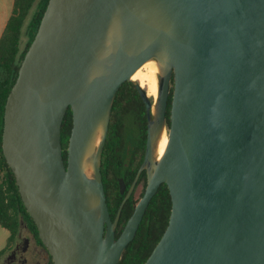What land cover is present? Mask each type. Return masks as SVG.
Masks as SVG:
<instances>
[{
	"label": "water",
	"instance_id": "water-1",
	"mask_svg": "<svg viewBox=\"0 0 264 264\" xmlns=\"http://www.w3.org/2000/svg\"><path fill=\"white\" fill-rule=\"evenodd\" d=\"M149 60L148 182L115 237L126 198L112 220L102 150L123 82L150 108L131 79ZM1 148L52 264H117L161 183L169 219L144 264H264V0H48L6 98Z\"/></svg>",
	"mask_w": 264,
	"mask_h": 264
},
{
	"label": "trees",
	"instance_id": "trees-1",
	"mask_svg": "<svg viewBox=\"0 0 264 264\" xmlns=\"http://www.w3.org/2000/svg\"><path fill=\"white\" fill-rule=\"evenodd\" d=\"M47 3L48 0H14L10 16L0 37V226L9 231L7 243L5 248L0 251V255H2L14 241L19 232L21 223H25L28 228L33 231L37 239L40 240L35 223L28 214L20 198L15 176L3 156L1 143L6 98L17 77L20 62L37 31ZM33 7L34 10L31 13ZM28 15L30 17L27 21L25 30L27 40L25 46L21 49L20 37ZM127 89H129V84L124 82L116 93L110 115L107 140L111 134V129H113L112 126L116 114L124 104L123 100ZM71 127L72 111L68 108L61 125V143L64 147L67 145ZM66 154L67 150H64L63 158L65 162ZM103 166L104 165H102V168ZM103 185L108 201L107 207L110 212V217L113 219L120 205L122 196L117 193V189H115L117 184L115 182V187L111 179H104ZM133 204L132 201H128L124 204L120 214L116 237L120 234L123 225L131 214ZM170 208V194L166 184L163 183L158 187V190L151 198L133 239L125 247L121 259L117 264H144L166 228ZM49 264H52V261H50Z\"/></svg>",
	"mask_w": 264,
	"mask_h": 264
},
{
	"label": "flooded vegetation",
	"instance_id": "flooded-vegetation-1",
	"mask_svg": "<svg viewBox=\"0 0 264 264\" xmlns=\"http://www.w3.org/2000/svg\"><path fill=\"white\" fill-rule=\"evenodd\" d=\"M125 82L129 84V89L125 91V98L123 100L124 104L122 108L119 110V112L116 114L115 121L113 122L114 124L112 126L113 129H111V134L109 136V139L107 140L108 131H109V124H108L107 136L102 150L100 170L102 175V182L104 179L105 180L111 179L115 187H116L115 185L116 182L117 187L115 189H117V193L122 196L121 201L124 198H126L124 204L128 201H132L134 203L132 207L133 208L132 212H133L135 205L144 194L148 182L149 171L147 167H143L141 170L140 167L143 165L146 155L148 121L150 118L152 119V117L154 116L156 98L150 96L147 92V89L140 84L141 87L143 86L142 88L145 90L147 98L149 99L150 102V108L147 109L141 94L136 88V85L132 81H125ZM173 84L174 82L172 75L170 79L169 95L166 104L165 121L163 128L159 134V137L162 133L166 134L169 130L170 107H171ZM109 123H110V119H109ZM156 143L153 147V153H152L153 161L157 160L155 153ZM66 148L67 145L66 147L62 145L63 156H64V150H66ZM102 165H104L103 168ZM106 203L108 204L107 197H106ZM114 218L111 219L114 220ZM119 219L115 227V237H116V231L118 229ZM125 224L123 225L122 230ZM25 228L29 232L28 235L25 237L21 236L20 228H19V232L17 234L19 240L14 243L13 247L10 249L9 253L7 254V257L5 259V264H49V262L52 261V259L46 247L42 244L41 240L37 239L36 235L33 233L31 229L28 228L26 224H25ZM26 253H29V256H27Z\"/></svg>",
	"mask_w": 264,
	"mask_h": 264
},
{
	"label": "bare ground",
	"instance_id": "bare-ground-1",
	"mask_svg": "<svg viewBox=\"0 0 264 264\" xmlns=\"http://www.w3.org/2000/svg\"><path fill=\"white\" fill-rule=\"evenodd\" d=\"M159 74V67L155 60H149L145 62L132 76L131 79L139 81L143 85L150 96L157 97V75ZM142 86V87H143ZM164 131V130H163ZM100 133L97 134L95 144L98 143ZM167 143V135L162 133L157 140L155 146V153L157 159H159L165 149ZM87 175H91V169L89 166L86 168Z\"/></svg>",
	"mask_w": 264,
	"mask_h": 264
},
{
	"label": "crops",
	"instance_id": "crops-1",
	"mask_svg": "<svg viewBox=\"0 0 264 264\" xmlns=\"http://www.w3.org/2000/svg\"><path fill=\"white\" fill-rule=\"evenodd\" d=\"M13 2L14 0H0V37L2 35V32L5 28V25L7 23V20L10 16V13H11V10H12V7H13ZM1 227V226H0ZM2 231H0V235H1V239H3L4 243L2 244L0 242V251L5 248V245L7 243V239H8V236H9V231L3 227H1ZM7 255L5 256L4 259H6ZM1 259L0 258V262H1Z\"/></svg>",
	"mask_w": 264,
	"mask_h": 264
},
{
	"label": "rangeland",
	"instance_id": "rangeland-1",
	"mask_svg": "<svg viewBox=\"0 0 264 264\" xmlns=\"http://www.w3.org/2000/svg\"><path fill=\"white\" fill-rule=\"evenodd\" d=\"M35 6V5H34ZM33 10H34V7L32 8V10H31V13L33 12ZM29 15H30V13H29ZM28 15V18L26 19V21H25V23H24V26H23V28H22V34H21V37H20V48L22 49L24 46H25V43H26V40H27V35H26V33H25V30H26V24H27V21H28V19H29V16ZM166 135H167V133H166ZM2 228L0 227V231H2L1 230ZM28 230L25 228V224L24 223H21V227H20V235L21 236H27L28 235ZM19 240V238H18V236H16L15 237V239H14V241L10 244V246L8 247V249L2 254V255H0V258H2L1 259V262H0V264H5V256L9 253V251H10V249L13 247V245H14V243L15 242H17ZM0 242L3 244L4 243V241H3V239H1V235H0ZM26 255L27 256H29V253H26ZM4 257V258H3Z\"/></svg>",
	"mask_w": 264,
	"mask_h": 264
}]
</instances>
